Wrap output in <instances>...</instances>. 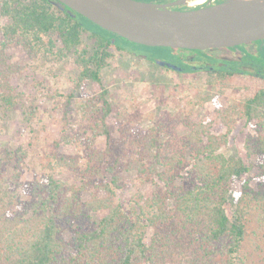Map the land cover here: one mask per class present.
I'll list each match as a JSON object with an SVG mask.
<instances>
[{"label": "trees", "instance_id": "obj_1", "mask_svg": "<svg viewBox=\"0 0 264 264\" xmlns=\"http://www.w3.org/2000/svg\"><path fill=\"white\" fill-rule=\"evenodd\" d=\"M57 3L0 0V15L6 18L5 22L0 21V116H6L20 104L24 119L31 122L37 111L28 109L23 93L16 91L11 82L15 67L6 50L18 42L40 65L63 60L65 50L75 53L79 71L65 100L68 104L74 101L86 119L100 114L97 126L109 138L107 118L113 105L109 90L102 84V73L114 56L111 49L145 57L151 63L155 58L136 47L170 50L177 62L170 61L175 68L166 65L167 69L184 74L201 70L194 67L206 65L203 60H214L204 50L131 42ZM85 36L90 40L87 45ZM125 43L131 48L125 47ZM192 52L197 55H191ZM187 58L190 60L186 61ZM208 65L215 66L214 70L202 69L208 74L209 84H219L229 77L242 79L246 92L241 111L248 121L258 119L260 125L259 136L246 138L248 158L255 156L256 163L247 165L242 157L218 152L222 141L211 133L213 121L209 116L192 119L190 132L180 140L194 158L186 175L181 172L189 163L181 148H175L174 143L162 144L160 132L165 123L152 127L141 137L142 157L149 164L135 160L133 165L140 174L157 175L164 185L156 183L149 200L143 204L136 201L127 210L117 198L118 190L127 182L122 161L117 156L107 162L106 151L89 146L91 163L85 174L89 182L105 188L107 197L88 202L81 200L83 188L67 195V187L58 176L66 170L77 171L79 166L74 158L60 154L45 162L40 179L32 185V197L13 210L11 180L3 175L5 167L0 163V264H262L264 225L261 222L258 226L261 240H257L253 234L258 231L251 229L250 224L255 212L264 220V76L223 71L212 61ZM89 82L101 85L97 97L84 92ZM211 99L217 102L216 95ZM63 140L73 141L67 135ZM222 140L227 141L226 134ZM8 156L13 158L14 154ZM253 167L258 169L257 188L246 180L237 195L232 190L233 181ZM102 172L109 174L111 180L102 177ZM232 198L236 199L237 208L230 215L227 205ZM103 207L108 213L99 221L87 222L83 218H90L93 210ZM75 223L79 225L76 227ZM68 228L70 239L64 236Z\"/></svg>", "mask_w": 264, "mask_h": 264}, {"label": "rangeland", "instance_id": "obj_2", "mask_svg": "<svg viewBox=\"0 0 264 264\" xmlns=\"http://www.w3.org/2000/svg\"><path fill=\"white\" fill-rule=\"evenodd\" d=\"M197 1L201 0H190L189 3ZM0 21L5 22L6 18L0 15ZM84 40L86 45L90 43L87 36ZM124 46L131 48L128 43ZM136 49L155 58V62L151 63L147 58L127 51L116 52L111 49L114 56L102 73V84L109 90L108 96L113 105L107 118L110 138L97 126L100 114H91L86 119L80 114L74 101L68 104L65 100L72 91L79 71L73 51L65 50L67 54L61 61L40 65L19 42L6 50L9 62L15 67L11 76L13 87L23 93V102L29 110L37 108L31 122L24 119L20 104L6 116H0V163L5 167L3 175L11 180L13 210L16 209L15 205L32 197V185L40 179L45 162L60 154L74 158L79 166L77 171L66 170L58 176L67 187V195L83 188L82 201L105 199V188L93 181L89 182V176L85 174L91 163L89 146L106 151L107 162L120 157L124 180L127 181L117 193L123 208L127 210L136 201L145 203L152 197L156 183H164L157 175L140 174L133 161L149 164L142 157L140 139L149 129L161 123H165L164 131L160 132L162 144L174 143L175 148H181L189 163L181 172L182 175L188 173L194 158L191 150L180 143V140L190 132L189 122L192 119L206 116L213 121L211 133L222 141L218 152L242 157L247 165L256 163L255 156L248 158L246 138L249 135L259 136L260 125L258 119L248 121L241 111V100L246 92L242 79L229 77L212 85L208 83L205 71L184 74L167 69L159 63L157 60L177 62L170 50L140 46ZM101 89L100 84L89 82L85 85L84 92L97 97ZM215 95L217 102L211 99ZM225 134L226 142L222 140ZM66 135L73 141L64 142L63 137ZM203 137L208 142L207 137ZM11 153L14 154L13 158L8 156ZM159 169H163V166H159ZM257 172V167H253L245 176L234 180L232 190L238 195L246 180L250 181L252 188H257ZM101 176L111 180V176L105 172ZM178 181H182V178L179 177ZM236 208V199H230L228 213L233 215ZM107 213L108 209L103 207L93 210L90 218H86V215L83 218L87 222L99 221ZM255 213L250 227L258 231V234H253V238L261 240L258 226L261 222L264 225V220L262 215ZM77 225L79 223H75L76 227ZM151 233L150 230L148 240ZM64 236L66 239L71 238L69 228L64 231Z\"/></svg>", "mask_w": 264, "mask_h": 264}, {"label": "water", "instance_id": "obj_3", "mask_svg": "<svg viewBox=\"0 0 264 264\" xmlns=\"http://www.w3.org/2000/svg\"><path fill=\"white\" fill-rule=\"evenodd\" d=\"M56 1L131 42L153 47L208 51L264 38V0H221L183 10L173 7L190 0Z\"/></svg>", "mask_w": 264, "mask_h": 264}, {"label": "flooded vegetation", "instance_id": "obj_4", "mask_svg": "<svg viewBox=\"0 0 264 264\" xmlns=\"http://www.w3.org/2000/svg\"><path fill=\"white\" fill-rule=\"evenodd\" d=\"M221 0H202L191 5L190 3L183 6H174L175 9L193 8L198 5L207 4L208 2H219ZM214 60H203L204 69L214 70L215 66L208 64L214 62L217 67L223 71H230V69L237 74L246 75L252 73L254 75L264 76V38L255 39L238 44L235 47H222L207 51ZM193 53V52H192ZM191 55L196 56L197 53ZM190 59L187 58L186 61ZM211 67V68H210ZM238 71V72H237Z\"/></svg>", "mask_w": 264, "mask_h": 264}, {"label": "built area", "instance_id": "obj_5", "mask_svg": "<svg viewBox=\"0 0 264 264\" xmlns=\"http://www.w3.org/2000/svg\"><path fill=\"white\" fill-rule=\"evenodd\" d=\"M201 3H202V1L200 2V4H201ZM191 5H195V4H192V3H191Z\"/></svg>", "mask_w": 264, "mask_h": 264}, {"label": "bare ground", "instance_id": "obj_6", "mask_svg": "<svg viewBox=\"0 0 264 264\" xmlns=\"http://www.w3.org/2000/svg\"><path fill=\"white\" fill-rule=\"evenodd\" d=\"M202 1V0H201ZM199 2V1H198Z\"/></svg>", "mask_w": 264, "mask_h": 264}]
</instances>
